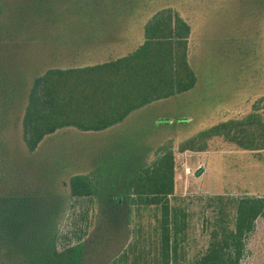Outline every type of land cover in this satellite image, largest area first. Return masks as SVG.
<instances>
[{"label": "rangeland", "instance_id": "obj_1", "mask_svg": "<svg viewBox=\"0 0 264 264\" xmlns=\"http://www.w3.org/2000/svg\"><path fill=\"white\" fill-rule=\"evenodd\" d=\"M164 9L190 27L194 88L104 131L58 130L28 153L21 117L32 81L49 69L127 55ZM0 92L13 96L1 131L0 264H108L137 228L147 264H159V210L137 214L123 195L124 181L167 147L175 157L169 202L186 222L171 264H191L216 221H228L217 196L264 197V0H0ZM73 175L97 185L87 216L79 205L68 207ZM224 211L230 215L229 204ZM74 223L89 226L82 242L69 234ZM254 226L238 264H264V215Z\"/></svg>", "mask_w": 264, "mask_h": 264}, {"label": "trees", "instance_id": "obj_2", "mask_svg": "<svg viewBox=\"0 0 264 264\" xmlns=\"http://www.w3.org/2000/svg\"><path fill=\"white\" fill-rule=\"evenodd\" d=\"M189 35V25L178 14L170 9L159 10L144 24L142 43L127 55L83 67L49 69L36 77L21 117V141L26 151L33 153L45 137L58 130L104 131L154 102L193 89L196 76L187 60ZM12 97V93L0 92V157L6 153L1 131L7 126L6 113ZM1 174L0 170V183ZM174 175L175 157L167 147L149 166L124 181L123 199L130 211L134 209L138 214L150 208L160 212L159 264L175 262L186 237L185 214L169 202L174 194ZM68 188V207L79 205L87 216L98 193L95 181L89 175H73ZM2 198L0 195V201ZM14 200L19 203L22 198ZM214 200L218 213L228 221L222 218L216 221L205 251L191 264H238L245 251L244 239L254 230L256 219L264 215V197L217 196ZM226 203L230 205V215L224 211ZM73 229L71 237L82 242L85 234L82 226L74 223ZM139 231L137 228L134 239L108 264H147ZM11 234L14 243L20 241L17 233ZM53 237L57 245L58 232ZM68 237H62L66 243L71 242ZM29 260L30 257L26 258V263Z\"/></svg>", "mask_w": 264, "mask_h": 264}, {"label": "crops", "instance_id": "obj_3", "mask_svg": "<svg viewBox=\"0 0 264 264\" xmlns=\"http://www.w3.org/2000/svg\"><path fill=\"white\" fill-rule=\"evenodd\" d=\"M151 105V104H150ZM149 106V105H148ZM147 107V106H146ZM145 108V107H144ZM143 109V108H142ZM141 110V109H140ZM139 111V110H138ZM136 112V111H135ZM134 113V112H133ZM131 115V114H130ZM126 120V119H125ZM186 169H189V168H186Z\"/></svg>", "mask_w": 264, "mask_h": 264}]
</instances>
